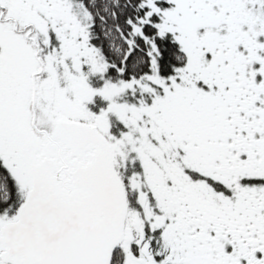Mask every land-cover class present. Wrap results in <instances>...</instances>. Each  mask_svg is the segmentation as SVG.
I'll return each mask as SVG.
<instances>
[{"label":"snow or ice","instance_id":"6c2138e0","mask_svg":"<svg viewBox=\"0 0 264 264\" xmlns=\"http://www.w3.org/2000/svg\"><path fill=\"white\" fill-rule=\"evenodd\" d=\"M0 264H264V0H0Z\"/></svg>","mask_w":264,"mask_h":264}]
</instances>
